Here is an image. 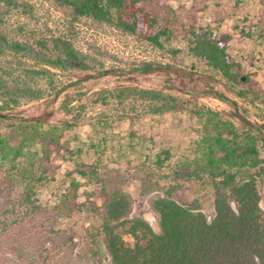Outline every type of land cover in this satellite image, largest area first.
Masks as SVG:
<instances>
[{"label": "rangeland", "instance_id": "374dc122", "mask_svg": "<svg viewBox=\"0 0 264 264\" xmlns=\"http://www.w3.org/2000/svg\"><path fill=\"white\" fill-rule=\"evenodd\" d=\"M160 2L172 21L163 49L89 17L75 18L53 0H0V113L29 118L50 112L43 127H57L61 138L49 146L52 170L38 191L37 204L49 209L67 192L76 204L52 227L71 236L77 246L72 253L51 254L48 264H69V256L73 264H91L86 251L91 223L85 208L98 209L101 201L94 194L103 183L127 192L131 217L156 229L158 214L152 205L160 191L145 192L142 184L148 180L167 186L179 164L194 157L200 128L195 112L219 111L236 124L229 114L236 106L264 133V98L237 97L236 91L245 86L230 85L194 48L224 45L233 61L244 66L241 81L248 75L264 87V0ZM55 38L69 40L85 56L86 67L47 65L44 54ZM12 42L34 53L17 52ZM147 64L176 67L185 75L141 70ZM105 70L111 72L97 76ZM162 151L169 156L158 168L153 162ZM258 152L264 159L263 144ZM75 165L94 166L99 180L81 178L73 171ZM257 184L264 212V173ZM176 194L187 201L198 198L203 211L212 214L210 190L184 182ZM17 214L8 218L4 238L9 242L0 244V264L19 263L18 251L23 257H37L50 246L44 244L50 224L43 220L40 228L24 210Z\"/></svg>", "mask_w": 264, "mask_h": 264}, {"label": "trees", "instance_id": "16d2710c", "mask_svg": "<svg viewBox=\"0 0 264 264\" xmlns=\"http://www.w3.org/2000/svg\"><path fill=\"white\" fill-rule=\"evenodd\" d=\"M53 1L69 8L75 18L89 17L114 26L159 49L172 34V21L160 0ZM11 47L26 55L34 53L33 48L16 42ZM194 48L198 49L195 55L230 85L245 86L236 91L237 97L264 98L261 83L248 75L241 81L244 66L233 61L224 45L202 44ZM43 60L56 68L86 67L85 56L63 38L52 40ZM149 69L185 75L181 69L161 65L147 64L141 70ZM110 72L101 71L97 76ZM234 109L237 112L236 106ZM195 114L200 128L194 157L179 164L167 186L148 180L142 184L145 192L160 191L152 205L158 214L156 229L142 218L131 217V197L121 188L103 183L94 194L101 201L98 209L85 208L91 223L90 246L86 249L91 264H264V212L257 184L264 173V159L258 152L259 145H264L263 130L254 122H241L233 113L229 114L236 124L215 110ZM49 115L45 111L39 117L17 118L0 113V244L9 242L4 238L10 227L8 218L18 217L19 210H24L40 228L43 220L50 224L44 238V244L50 246L43 247L37 257H23L24 253L18 251L16 264H48L51 254L72 253L77 246L71 236L52 227L76 206L71 193L64 194L49 209L37 204L38 191L47 184L52 170L49 146L58 144L61 138L57 127L49 125L44 129L43 122ZM168 156V151H162L153 164L161 168ZM73 171L81 178L99 180L94 166L75 165ZM184 182L210 190L212 214L203 211L198 198L187 201L177 196ZM71 186L79 187L74 179ZM71 258L68 257L69 264H73Z\"/></svg>", "mask_w": 264, "mask_h": 264}, {"label": "water", "instance_id": "95a60500", "mask_svg": "<svg viewBox=\"0 0 264 264\" xmlns=\"http://www.w3.org/2000/svg\"><path fill=\"white\" fill-rule=\"evenodd\" d=\"M243 80V78H242ZM233 115L238 119L240 120L241 122L245 123V124H249V120L246 119L245 117H243L241 114L237 113V112H234Z\"/></svg>", "mask_w": 264, "mask_h": 264}]
</instances>
